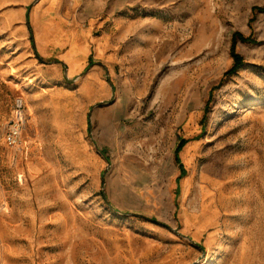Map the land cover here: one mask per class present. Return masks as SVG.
<instances>
[{
  "label": "rangeland",
  "instance_id": "obj_1",
  "mask_svg": "<svg viewBox=\"0 0 264 264\" xmlns=\"http://www.w3.org/2000/svg\"><path fill=\"white\" fill-rule=\"evenodd\" d=\"M113 1L126 34L102 65L103 101L117 100L102 125L103 102L79 103L81 74L38 57L33 0H0V264H264V0ZM234 33L251 40L226 74ZM25 44L33 64L15 54Z\"/></svg>",
  "mask_w": 264,
  "mask_h": 264
},
{
  "label": "crops",
  "instance_id": "obj_2",
  "mask_svg": "<svg viewBox=\"0 0 264 264\" xmlns=\"http://www.w3.org/2000/svg\"><path fill=\"white\" fill-rule=\"evenodd\" d=\"M42 1L33 0L29 12L30 20L33 21L34 46L38 57L43 63L56 65V70L60 69V65H66L67 76L81 74L76 88L81 96L79 103L82 108L95 101L104 103L103 100L111 96L113 87L104 78L102 65L105 70L113 69L115 52L124 45L126 34L124 22L117 19L120 15L117 18L115 16L114 1L110 0L113 2L108 3L106 8L103 7L110 17L107 23H100V0H46L41 3ZM21 9L23 11L25 7L22 6ZM21 14L24 13L12 11L8 14V19H21ZM12 27V31L22 40H27L30 36L26 24L19 23ZM23 48L25 50L17 49L15 53L22 60L20 62L35 63L38 58L31 45L25 44ZM12 62L19 61L12 59ZM89 62L92 63L90 66ZM116 101L110 100L91 108L94 119L102 125L109 123L111 113L117 105Z\"/></svg>",
  "mask_w": 264,
  "mask_h": 264
},
{
  "label": "built area",
  "instance_id": "obj_3",
  "mask_svg": "<svg viewBox=\"0 0 264 264\" xmlns=\"http://www.w3.org/2000/svg\"><path fill=\"white\" fill-rule=\"evenodd\" d=\"M13 116L5 126L4 142L11 149H20L24 143L27 127L26 103L22 95L16 96L13 103Z\"/></svg>",
  "mask_w": 264,
  "mask_h": 264
},
{
  "label": "trees",
  "instance_id": "obj_4",
  "mask_svg": "<svg viewBox=\"0 0 264 264\" xmlns=\"http://www.w3.org/2000/svg\"><path fill=\"white\" fill-rule=\"evenodd\" d=\"M237 38H240L243 41H250V37H245L242 33H234L233 37H232V42H231V55L233 57V64L230 67L229 70H227L225 73H233L236 70H238L242 64H243V57L240 53L237 52L236 50V43H237ZM31 40L34 43V39H33V33H31ZM186 141L185 138H181L179 140V143L177 145L176 151L178 152V150H180V148L183 146L184 142ZM176 158L178 159V155L176 154ZM181 171L182 173L184 172V168L183 165H180Z\"/></svg>",
  "mask_w": 264,
  "mask_h": 264
}]
</instances>
